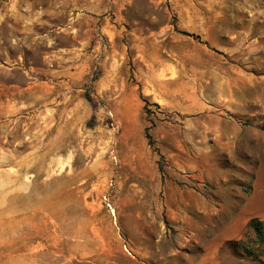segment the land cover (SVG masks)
<instances>
[{"label":"rangeland","instance_id":"obj_1","mask_svg":"<svg viewBox=\"0 0 264 264\" xmlns=\"http://www.w3.org/2000/svg\"><path fill=\"white\" fill-rule=\"evenodd\" d=\"M252 218L264 0H0V264H264Z\"/></svg>","mask_w":264,"mask_h":264},{"label":"trees","instance_id":"obj_2","mask_svg":"<svg viewBox=\"0 0 264 264\" xmlns=\"http://www.w3.org/2000/svg\"><path fill=\"white\" fill-rule=\"evenodd\" d=\"M85 97L88 101H92L88 93H85ZM144 136L147 139V143L151 145L152 141L146 130L144 131ZM248 227L254 231L253 239H248L246 237L245 239L238 240L237 243L241 246L246 256L258 263H261L262 260L260 256L264 252V219L260 220L252 218L248 221Z\"/></svg>","mask_w":264,"mask_h":264},{"label":"crops","instance_id":"obj_3","mask_svg":"<svg viewBox=\"0 0 264 264\" xmlns=\"http://www.w3.org/2000/svg\"><path fill=\"white\" fill-rule=\"evenodd\" d=\"M140 56L141 59L147 61L148 59L145 57V54L143 52H139L137 54ZM240 229H237L236 224H230L229 225V231L224 235V238H230V237H235L237 236V233L239 232ZM197 264H219L217 259L214 256L213 253V243L210 245H207L206 248V253L204 256L197 262Z\"/></svg>","mask_w":264,"mask_h":264}]
</instances>
